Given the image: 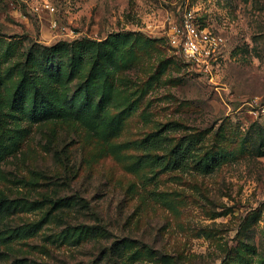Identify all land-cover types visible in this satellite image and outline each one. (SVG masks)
Instances as JSON below:
<instances>
[{
  "label": "rangeland",
  "instance_id": "374dc122",
  "mask_svg": "<svg viewBox=\"0 0 264 264\" xmlns=\"http://www.w3.org/2000/svg\"><path fill=\"white\" fill-rule=\"evenodd\" d=\"M167 121L220 169L135 168ZM0 264H264V0H0Z\"/></svg>",
  "mask_w": 264,
  "mask_h": 264
},
{
  "label": "trees",
  "instance_id": "16d2710c",
  "mask_svg": "<svg viewBox=\"0 0 264 264\" xmlns=\"http://www.w3.org/2000/svg\"><path fill=\"white\" fill-rule=\"evenodd\" d=\"M59 111L51 109L50 112H45V117L51 119L57 116ZM67 116L68 112L62 111ZM42 115L41 111H38ZM71 114L68 116L70 117ZM182 125L167 121L160 124V127L141 140L134 143L135 147L141 148L143 154L133 163L135 168L143 166L168 167L186 172L195 170L205 174H211L219 170L223 164V156L217 154L213 157L197 158L200 148L196 142L188 137H183L173 142V138L169 136L171 132L180 130ZM161 152V153H159ZM25 235L32 234V230L28 229L23 232Z\"/></svg>",
  "mask_w": 264,
  "mask_h": 264
},
{
  "label": "built area",
  "instance_id": "2783aa9c",
  "mask_svg": "<svg viewBox=\"0 0 264 264\" xmlns=\"http://www.w3.org/2000/svg\"><path fill=\"white\" fill-rule=\"evenodd\" d=\"M167 34L170 44L189 63L199 72L212 75L218 66L223 36L199 24L191 11H186L179 22L171 23Z\"/></svg>",
  "mask_w": 264,
  "mask_h": 264
}]
</instances>
